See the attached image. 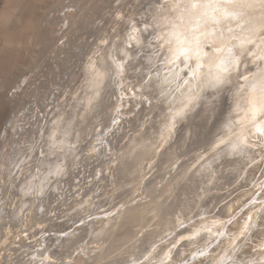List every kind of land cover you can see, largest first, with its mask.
I'll use <instances>...</instances> for the list:
<instances>
[{
	"label": "rangeland",
	"instance_id": "1",
	"mask_svg": "<svg viewBox=\"0 0 264 264\" xmlns=\"http://www.w3.org/2000/svg\"><path fill=\"white\" fill-rule=\"evenodd\" d=\"M15 1L0 0V15L7 14L11 27L32 35L37 44L13 69V81L0 82V177L7 181L3 186L0 179V195L5 189L17 203L23 194L13 185L31 172L48 179L43 207L33 211L28 204L19 218L10 214L1 226L0 264H43L48 247L56 264H90L89 252L99 253L91 264H142L158 245L171 253L151 264H186L215 240L206 239L205 223L221 217L227 227L248 219L264 194V143L256 142L258 151L249 155H221L214 179L202 181L210 169L201 173L206 165L199 171L197 165L225 145L219 141L225 138L235 86L207 90L185 117L168 121L171 105L159 76L169 62L156 38L169 12L164 0H25L19 10ZM136 32L142 34L139 43L131 39ZM88 67L94 73L88 74ZM97 69L104 77L99 92L91 87ZM206 97L214 101L204 104ZM150 137L156 145L138 150L137 159L132 156L143 143L151 144ZM55 165L64 167L58 177L49 171ZM52 188L54 201L47 192ZM103 218L117 224L113 241L91 230ZM206 218L204 237L188 230ZM69 233L79 236L67 240ZM242 243L223 264L235 262L246 247ZM258 257L246 254L244 263L261 261L264 253Z\"/></svg>",
	"mask_w": 264,
	"mask_h": 264
},
{
	"label": "bare ground",
	"instance_id": "2",
	"mask_svg": "<svg viewBox=\"0 0 264 264\" xmlns=\"http://www.w3.org/2000/svg\"><path fill=\"white\" fill-rule=\"evenodd\" d=\"M162 2H164V6L166 9L168 8L169 12L167 13L164 23L161 25V29L157 28L159 32L156 38L162 46L161 49H163L165 53L167 52L166 62H169L166 69L168 71H161L159 76L161 91L163 93L166 92L165 95H167L166 97L169 99L171 105V117L168 121L170 122L179 117H185L186 113L194 108L195 104L203 101V97L207 95L205 93L207 90L219 87L222 88L226 84L229 85L228 83L235 86L234 90L236 95L230 104L229 117L225 119L227 128L225 130V138L219 141V143H225V145L220 146L219 149H215L212 153H209L207 157L205 156L196 168L199 171L201 166L206 165L201 170V173L203 170L207 169H210V171L208 170V172L205 173L207 178L203 177L202 181H206L208 178L212 181L218 170H216L214 163L221 155H249L252 151H258L255 147L256 142L259 144L264 143V134L257 130L258 128L264 129V113H258L255 119H253V114L250 110V101L254 97L258 100L261 97V89H264V7L260 5L259 0H255V2H253V0H248V3L252 6L241 7L221 4L215 8L214 12L210 8H201L198 10L197 15L193 16L190 15L186 9L187 0H167L166 2L164 0ZM24 3L25 0H16L13 8L16 10ZM156 9L158 10L159 8ZM200 13H207L208 18L206 22L199 19ZM226 13L228 14L226 15ZM44 33L45 32H43V34ZM35 34L38 33H34V35ZM140 35L137 32L132 33L131 39L139 43L142 41V36ZM38 37L36 39H38ZM33 41L35 40H33L32 35L25 34L11 27L7 14L0 15V82L2 84L9 78L12 79L11 73L13 69L21 66L27 56L34 52L33 45L36 46L35 44L37 43ZM42 41L43 37L40 42ZM40 42L38 44H40ZM185 50L187 51L185 52ZM95 62L96 59L94 58L90 60L91 65ZM250 62H254L255 66H248ZM224 69L227 70L225 71ZM241 70H243L242 74L245 76L242 80L238 78V76L241 75L239 74ZM100 71V69H97L96 73L98 77L96 78L94 76L91 83V87L97 92L101 90L100 84H102L101 82L104 79ZM87 72L88 74H92L94 70L91 71L88 67ZM243 75H241V77H243ZM10 79L7 83H9ZM13 79L11 81H13ZM161 80L163 81L161 82ZM172 83H174V85H172ZM253 85L256 86L255 91H253ZM1 87L2 86H0V89ZM175 87L177 88L174 89ZM232 97L233 94L231 95V98ZM210 101L214 100L206 97L203 103H209ZM35 115L37 116L36 113ZM150 139V145L143 143L142 147L136 149V155L132 156H135L137 159L141 153L138 152V150L156 145V140L154 141L153 137H150ZM73 150L75 151V149ZM147 151L150 154V149ZM252 158V156H249L250 160H254L255 158L258 160V156L254 159ZM63 159L66 161L68 158L64 155ZM38 162L40 161L38 160ZM127 164V162L124 163L125 169ZM136 165H138V163ZM4 166L7 165L4 164ZM62 168L64 167L61 165H55L49 167V171L52 172L51 174L54 177H58L63 172ZM20 169H22V167ZM28 171L30 172V168ZM0 174H2L1 170ZM25 177L23 182H19L18 185H13V187L15 186V190L17 187L18 193L21 191L23 194L20 196L22 198L19 197V204V200L17 199V203H14V194H9L13 197L7 196L8 192L3 187L4 195H0V197L2 196L0 199V215L3 218L0 228L1 226L7 225L6 220H8V216H11L10 214H12L14 218H19L20 212H22L23 208H26L25 206L28 204L29 206H33V211L34 209L37 211L41 206L43 207V202L40 203V201L42 200L43 194L46 193L44 192L46 189L45 182L48 176H43L42 173L31 172ZM0 179L2 181L1 177ZM6 184L3 182V186ZM10 186L11 185H9V187ZM54 186L55 185H52V187ZM5 191L7 193H5ZM47 192L50 193V197L53 201L55 198L57 199L56 192L53 188ZM252 197L254 198V196ZM256 201L257 202L254 201L256 210L253 211L254 207L250 208L251 211L247 213V220L245 216L236 222H231L227 227L224 225L226 223H221V217L218 218L219 222L212 221L205 223L206 227H208V232L210 231L206 239L213 237L215 240L207 249L203 248L202 251H199L198 254L193 256V260H187L186 264H208L205 263V261L208 260L210 262L209 264H223L224 258L234 253V250L239 247L241 241L246 247L242 249L241 252L235 254V262L226 264H249L248 262L244 263V256H246V254L250 256L253 253H259V257H261L264 253V215H261L260 219L254 222L255 225L253 227H251V225L256 217L255 215H258L260 210H264V194L258 196ZM137 205H139V202ZM137 205H133L130 209L135 210ZM235 206L236 205L233 204V207ZM33 216L34 214L31 212L32 219ZM31 218L29 221L32 220ZM48 220L50 219L48 218ZM205 221H208L207 218L195 221L193 224H190L188 230L195 228L192 234L197 237H204L202 229L204 228L203 224ZM100 222L102 224L95 228L91 222H89L88 224L92 225L91 228L93 227V229H90L95 231L96 237H106V241H113L118 235L116 231H113V228L117 226L116 222L111 220V218H103ZM51 223L54 222L51 221ZM222 227H225L226 230L220 235L219 233H221ZM71 234L72 233L67 234V240L70 239L72 241L74 237L76 238L79 236V234L77 235L76 233L72 236ZM232 234L234 235L231 236ZM257 234H260L263 238L260 237L258 241H255L253 237L255 235L258 237ZM244 238L246 242H244ZM194 239L195 238H193L192 241H194ZM164 247H167V245L156 246V248L151 250L152 252L150 251L151 254L148 255L145 262L142 264H151L154 262L155 258L157 259L158 257H169L171 250L168 254ZM255 247H257V249L252 251ZM49 248L50 247L47 248V257L43 259V264H56L54 259L51 258V248ZM194 250H192V252H194ZM89 255L90 264L99 260V253L91 255L89 252ZM253 259L254 258L251 257L249 262ZM250 264H264V257L261 261Z\"/></svg>",
	"mask_w": 264,
	"mask_h": 264
},
{
	"label": "snow or ice",
	"instance_id": "3",
	"mask_svg": "<svg viewBox=\"0 0 264 264\" xmlns=\"http://www.w3.org/2000/svg\"><path fill=\"white\" fill-rule=\"evenodd\" d=\"M255 2V0H253ZM259 3L262 7H264V0H259ZM224 5H233V6H252L248 3V0H187L186 9L188 10L190 15H197L198 10L201 8H210L215 11V8ZM228 13H226L227 15ZM207 13H200L199 19L207 21ZM187 50H185L186 52ZM225 71L227 69H224ZM256 86L253 85V91H255ZM251 112L253 114V119L258 113H264V89H261V97L257 100L255 97L250 101ZM264 134V129H257Z\"/></svg>",
	"mask_w": 264,
	"mask_h": 264
}]
</instances>
